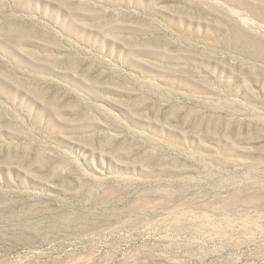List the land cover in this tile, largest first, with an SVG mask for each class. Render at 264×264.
<instances>
[{"label": "rangeland", "instance_id": "1", "mask_svg": "<svg viewBox=\"0 0 264 264\" xmlns=\"http://www.w3.org/2000/svg\"><path fill=\"white\" fill-rule=\"evenodd\" d=\"M0 264H264V0H0Z\"/></svg>", "mask_w": 264, "mask_h": 264}]
</instances>
